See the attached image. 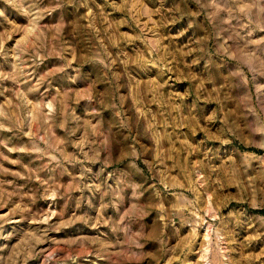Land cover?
I'll use <instances>...</instances> for the list:
<instances>
[{"label": "rangeland", "instance_id": "rangeland-1", "mask_svg": "<svg viewBox=\"0 0 264 264\" xmlns=\"http://www.w3.org/2000/svg\"><path fill=\"white\" fill-rule=\"evenodd\" d=\"M0 264H264V0H0Z\"/></svg>", "mask_w": 264, "mask_h": 264}]
</instances>
